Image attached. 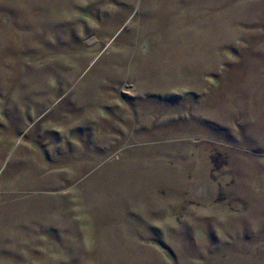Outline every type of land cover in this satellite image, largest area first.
I'll list each match as a JSON object with an SVG mask.
<instances>
[{
	"label": "rangeland",
	"instance_id": "obj_1",
	"mask_svg": "<svg viewBox=\"0 0 264 264\" xmlns=\"http://www.w3.org/2000/svg\"><path fill=\"white\" fill-rule=\"evenodd\" d=\"M0 264H264V0H0Z\"/></svg>",
	"mask_w": 264,
	"mask_h": 264
}]
</instances>
